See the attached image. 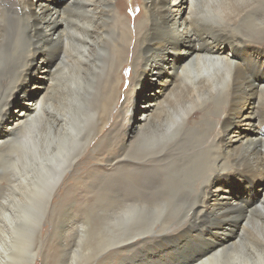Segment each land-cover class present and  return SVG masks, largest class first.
<instances>
[{
    "label": "bare ground",
    "instance_id": "obj_1",
    "mask_svg": "<svg viewBox=\"0 0 264 264\" xmlns=\"http://www.w3.org/2000/svg\"><path fill=\"white\" fill-rule=\"evenodd\" d=\"M16 1L18 11L0 12V193L11 188L15 210L1 217L8 245L0 264L35 263L46 210L56 209L70 170L76 185L63 190V200L81 197L85 211L108 213L105 231L116 252L129 214L144 213L136 221L144 220L142 231L145 213L187 210L188 220L177 218L176 229L153 238L155 252L170 255V244L194 240L198 249L180 264H264L252 252H235L246 227L264 224V138L257 129L264 76L248 80L225 53L235 40L264 66V0H141L133 17L115 0H71L62 11L48 0ZM62 76L61 98L49 104ZM123 84L131 104L114 124ZM110 117L115 122L105 130ZM236 175L259 182L258 208L246 211L226 196L224 179ZM203 220L220 228L212 231L219 242L200 237ZM81 232L75 228L73 242ZM136 232L126 246L150 241L138 242L146 233Z\"/></svg>",
    "mask_w": 264,
    "mask_h": 264
},
{
    "label": "rangeland",
    "instance_id": "obj_2",
    "mask_svg": "<svg viewBox=\"0 0 264 264\" xmlns=\"http://www.w3.org/2000/svg\"><path fill=\"white\" fill-rule=\"evenodd\" d=\"M39 1H41V0H39ZM48 1L51 3V5L53 7L58 6L59 11H62L66 7H71V0H64V1L63 0H48ZM243 2H244V0H238V3L240 5H242ZM16 3H17L16 0H0V12L4 11V10L12 11V12L18 11L17 10L18 6ZM115 3L122 4V7L120 9H123V11H125V13L127 15H129V16L132 15V17L134 16V14L139 13L140 7H141V0H115ZM5 5H8V6H5ZM13 9H14V11H13ZM238 22L241 23L242 19L239 20ZM69 27H71V19L69 20ZM236 43H237V45H236ZM227 45L228 46H225V53H228V51H229V54H230L229 56L231 57V60L233 61V63H236L239 66L241 65L243 72H244V75L247 77L248 80L254 81L256 78H258V80H259L261 75L264 76V66H262V63H261V57L257 56L256 54L250 53L249 52L250 50L248 51V49L244 45L239 44L235 40H231V43H227ZM235 53H236V55H235ZM236 56H237V58H236ZM238 58H240V59H238ZM131 71L132 70H131L130 66L125 65L123 67V70L121 71V74L123 76L127 75L126 77H128V76H130ZM102 80L100 83L101 88L103 87L102 84H104L105 78ZM126 82H128V80ZM63 84H64V78L62 76L59 79L56 92H53V94H51V96L49 98V104L53 103L55 98H61V95L59 92H61L62 87H60V86ZM68 84L71 85V78L68 79ZM100 87H99L98 91L102 90ZM120 90H121L122 94H120V98L117 100V105L114 107V109L112 111V115H114L113 118L119 114L118 118L115 119L116 120V122H115V120L110 117L111 120L109 121V123H107L105 130H109L112 123H114V122H115L114 124L120 123L122 119L125 120L126 117L128 116V111L126 112V110L130 107L129 104H131V97H130L131 95L128 96L127 98H125V96H124V94H125L124 92L127 90L126 84H123L121 86ZM153 90H157V88L156 87L150 88L149 93H152ZM62 91H64V90H62ZM58 95H59V97H58ZM65 102H66V100H65ZM262 102H264V101H262ZM262 104H264V103H261V107L264 108V105H262ZM210 106H212V105H210ZM61 109L55 108V111H61ZM123 109H125V110L123 111ZM210 109H212V108H210ZM9 110H8V112H9ZM14 111H15V109H14ZM7 115L8 114L6 113V116ZM3 116H5L4 113H3ZM9 117H10V115H8L7 118H9ZM1 126L2 125L0 123V128H2ZM94 126L95 125H93V130H94ZM118 128H120V127H118ZM257 129L259 131L258 134L261 135L262 138H264V134H263L264 133V123H262L260 126H258ZM94 133H95V131H93L92 135ZM83 154H82V156H83ZM88 154H89V156L92 155L91 150L88 151ZM0 160H1V158H0ZM97 162H101V160H97L95 162L89 161V163L87 165L89 167V166L96 164ZM65 175L67 176V179H66L67 181L65 180L61 186L59 185L61 195L59 193L58 197L56 199H54L56 201L53 202L55 204L56 209L52 210V208L50 207L49 209L46 210L45 216L47 217L48 222L45 223L43 226L44 229L41 231V234L39 236L40 239L36 240L35 246L38 243V247L36 246V248H38V250H37L38 256H37V260L35 261L34 264H74V263L75 264H109V263L110 264H120V263L121 264H139V263L140 264H160V263L161 264H180L186 258H188V256L193 251L198 249L199 242L195 243L194 240L184 241L181 244H179L180 246H177L176 249H174L175 243H173V245L170 244L169 250L172 249V251L169 252L170 255H163L162 253L155 252L156 250L154 251V249H153V245H152L151 241L153 240V238L156 235L163 234V232H170V231L176 229L177 218H182V219H187V220L189 219L190 215H188V213L186 212L187 210H181L178 213H162V214H154V215L151 213H145L146 227L142 231H138L137 229L139 227L143 226L144 220L140 219L139 224H136V221H138L137 219L139 217H141L144 213L133 212V213L129 214L123 222V226L126 230H124L123 231L124 233L122 232V235H121L120 240H123V242H120V244H121L120 249L121 250L116 252L115 249H117V247L115 246L113 249V247L110 246L111 242H109L110 240H108V237H107L106 231H105V228L109 226V220H111L108 213H105L103 211L100 212L99 209H96L97 211H95V209L85 211L86 209L82 206H84L83 204L86 203V200L84 198H81V197H76L75 199L69 198L68 201L63 200L64 199V196L62 197L63 190L71 189L72 186L76 185V183L74 182L75 185L71 186V170L69 172L67 171L65 173ZM224 181H225L224 187H225L226 192H227L225 194H226V196L229 195V197L231 198L230 201L236 202L238 200L236 203L242 205V207L245 208L246 211H248V210L250 211L251 207H253L252 209L258 208V206L260 205V202L262 201V199H261L262 198V191L259 190V188H260L259 182H255L248 177L245 178L242 175H240V176L236 175L233 178H231V176H227V178L224 179ZM4 183H5V181L1 180L0 181V187L3 186ZM56 189H57V187H56ZM6 191H7V193H0V202H1L0 203V206H1L0 207V247H2L0 249V252L4 251L6 249V245H8V242L6 239L7 234H4V232L6 231V230L4 231L5 224H6V218H1V217L5 214L6 215H8V214L12 215L15 211V210H13L14 207H13V202H12V198H11L12 196L10 195L11 188H7L6 190H4V192H6ZM222 200L223 199H221V202H222ZM239 201H240V203H239ZM190 202L194 203L195 199L191 200ZM60 203H61V206H58V205H60ZM97 203H100V202L97 201ZM72 204H74V205H72ZM210 204L216 205V203H214V202H210ZM51 211H53V213H51ZM50 213H51V215H49ZM35 214H37V213H35ZM49 216H50V218H49ZM51 216H54L53 220L51 219ZM74 217H75V219H74ZM65 221L67 224H65ZM206 222L209 223V221H207V220H203L200 223H198V226L201 227L200 237L201 238L203 237L202 239H205L206 235H207V237L210 238V241L219 242V237L218 236L216 237L215 235L212 236V231L217 232V229L219 230L220 228L217 227L216 229H214L213 227L210 226V224H207ZM63 224L71 226L70 232H68L67 234H66V232L62 231V227L64 226ZM260 226H264V224H261V222L258 221L257 223L253 224L252 227H246L245 232L242 234V236L240 238V244L238 245V247L235 250L237 255L239 254V252L241 250L242 253L240 255L248 258L246 255H248L249 252H252L253 257L255 258L254 260L264 261V258L262 256L264 239L257 236V233L264 234V230L262 228H259ZM80 227L83 229L80 230L79 229ZM133 227H134V230H133ZM75 228L78 229L80 232L81 231L82 232L80 234V238L76 239L73 242V239L70 237H71V235H73ZM232 229H233V232H235L237 230L235 228H232ZM71 230H73L72 234H71ZM194 230L191 232L194 233L195 232ZM202 230H204V231H202ZM125 231H127L126 234H125ZM135 231H137L136 234L138 232H140L142 234L146 233L144 236H142L141 238L138 239V242L141 239H145V238L149 239L150 241H147L146 243L149 245H152L151 246L152 249L150 247V250H152L154 252L149 250V247H147L148 245L146 243L143 244V246L142 245L141 246L135 245L134 247L126 246L127 242H125V241L127 239H130V237L133 235L132 232H135ZM27 232H29V231H27ZM27 232L25 233V235H27V236H25V239H27V240H25V243H26V241L29 242L32 239V235H30V233L32 234L31 230H30L29 234ZM149 232H150V234H149ZM231 233H232V231H231ZM29 237H31V238L28 239ZM76 242H78V243H76ZM201 242H203V241H201ZM74 243H76V244H74ZM75 246H77V247H75ZM4 247H5V249H3ZM70 247H71V250H70L71 256L68 255V250ZM26 248L27 247H25V250L23 251L24 253L22 255L23 257H25V259L28 258V256H29V252L27 250L28 248L27 249ZM74 249H76V250H74ZM237 251H239V252H237ZM64 253H65V255H64ZM236 253L232 252L231 254H236ZM0 255H2V254L0 253ZM164 258H166L164 260L166 263L163 261ZM72 262H74V263H72Z\"/></svg>",
    "mask_w": 264,
    "mask_h": 264
}]
</instances>
